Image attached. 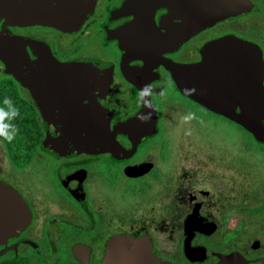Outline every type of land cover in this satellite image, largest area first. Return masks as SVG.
<instances>
[{
    "label": "flooded vegetation",
    "instance_id": "1",
    "mask_svg": "<svg viewBox=\"0 0 264 264\" xmlns=\"http://www.w3.org/2000/svg\"><path fill=\"white\" fill-rule=\"evenodd\" d=\"M227 7L0 0V264H264V0Z\"/></svg>",
    "mask_w": 264,
    "mask_h": 264
},
{
    "label": "water",
    "instance_id": "2",
    "mask_svg": "<svg viewBox=\"0 0 264 264\" xmlns=\"http://www.w3.org/2000/svg\"><path fill=\"white\" fill-rule=\"evenodd\" d=\"M232 6L231 8L227 7L225 9H213L210 11H206L203 13L204 17L201 19L200 23V28L203 26H206L208 24H212L213 22H217L218 20L224 18V17H229L232 15V13L237 12L239 7L242 5V0H231ZM206 24V25H205ZM55 67H62V68H77V67H83V64L81 63H73V64H68L65 66H58L55 65ZM249 132H251L255 137H259V134L261 131L256 128H248ZM147 253V252H146ZM138 249L135 252L129 253L127 251H119L117 256V253H113V251L110 249L108 251V255L106 260L104 261L103 264H139L138 258ZM134 255H135V260H134ZM118 257V258H117ZM149 260V254L148 258Z\"/></svg>",
    "mask_w": 264,
    "mask_h": 264
},
{
    "label": "clouds",
    "instance_id": "3",
    "mask_svg": "<svg viewBox=\"0 0 264 264\" xmlns=\"http://www.w3.org/2000/svg\"><path fill=\"white\" fill-rule=\"evenodd\" d=\"M143 88L138 92V100L140 98V93L142 92ZM194 92V90H193ZM6 102L8 103H11L10 100H7L6 99ZM156 109L154 108L153 111H155ZM152 111V112H153ZM152 112H149V113H142L138 119L140 120V122L142 123H147L150 121L151 119V115H152ZM18 111L13 109L11 111H8V112H5L3 109H0V127L6 129V131L4 132H0V136H3L4 139L8 140L9 142H11L13 139H14V136H15V128L13 125L11 124H7V125H4L2 123L3 119L5 117H8L10 120L11 119H14L17 115H18ZM193 121H197L198 123H200L201 125L203 124V120L200 119L195 112H189V117H185L183 120H182V124H186V125H189V128L185 131V135H191V125H192V122Z\"/></svg>",
    "mask_w": 264,
    "mask_h": 264
}]
</instances>
